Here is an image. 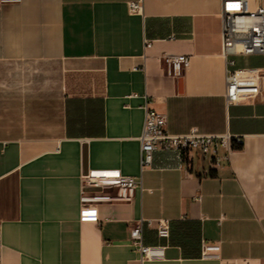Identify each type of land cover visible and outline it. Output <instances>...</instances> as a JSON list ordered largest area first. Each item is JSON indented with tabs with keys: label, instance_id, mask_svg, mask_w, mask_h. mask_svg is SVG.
Listing matches in <instances>:
<instances>
[{
	"label": "crops",
	"instance_id": "1",
	"mask_svg": "<svg viewBox=\"0 0 264 264\" xmlns=\"http://www.w3.org/2000/svg\"><path fill=\"white\" fill-rule=\"evenodd\" d=\"M224 0H22L0 6V222L3 264H129L130 226L164 247L144 264H264V55H235L260 93L227 105ZM142 10L132 13L129 4ZM249 10L264 0H245ZM187 56L180 76L163 56ZM174 134L229 131L243 147L214 169L157 150L141 170L144 106ZM220 153H223L222 151ZM119 170L129 202H94L81 175ZM113 193L98 188L88 196ZM170 235L160 238V220ZM218 244L204 258V244Z\"/></svg>",
	"mask_w": 264,
	"mask_h": 264
},
{
	"label": "built area",
	"instance_id": "2",
	"mask_svg": "<svg viewBox=\"0 0 264 264\" xmlns=\"http://www.w3.org/2000/svg\"><path fill=\"white\" fill-rule=\"evenodd\" d=\"M22 0H0L3 4H18ZM132 13H139L142 5L139 2L129 4ZM222 54L226 59V93L227 105L237 104L245 96H257L260 93L258 75H248L236 67L235 55H264V7L249 10L245 0H224L222 8ZM162 61L169 67L170 74L180 76L189 66L187 56H163ZM145 117L142 133L139 137L141 147V170L150 167L157 150L174 151L182 164L186 163L190 152H198L209 157L214 169L229 161L235 150L243 147L244 138L229 131L223 133H202L191 128L182 134L171 133L167 129L165 114L144 106ZM223 153H220V152ZM81 220H97V210L91 205L98 201L129 202L140 186L131 176L123 175L119 170H88L81 175ZM98 188L112 190L113 193L102 196H88V192ZM145 220L133 222L130 226V243L138 253V259L129 264H144L146 261L161 260L164 247L148 246L143 240ZM160 238L170 235L169 220H160L157 228ZM220 246L206 243L202 256H217ZM0 264H3V228L0 222Z\"/></svg>",
	"mask_w": 264,
	"mask_h": 264
}]
</instances>
